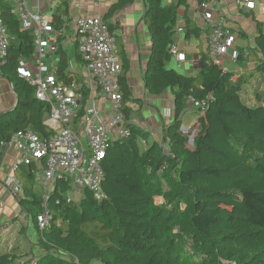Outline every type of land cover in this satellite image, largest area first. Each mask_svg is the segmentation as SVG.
<instances>
[{
    "label": "trees",
    "instance_id": "obj_1",
    "mask_svg": "<svg viewBox=\"0 0 264 264\" xmlns=\"http://www.w3.org/2000/svg\"><path fill=\"white\" fill-rule=\"evenodd\" d=\"M131 1L119 0L104 17L112 32L108 19ZM186 3L145 0L144 23L152 42L143 75L146 92L151 96L167 90L174 93V119L164 132L167 149L131 124L130 136L115 142L104 161L105 198L97 200L86 190L77 204L66 197L67 183H59L60 192L56 190L49 202L50 226L44 231L37 227L43 191L35 187L32 168L18 166L14 172L23 189L19 205L35 227L37 240L23 246L18 240L0 253V264H16L38 251L36 264H264V32L255 38L248 69L226 71L200 52L197 75L180 74L167 64L173 60L170 49L177 12ZM14 8L12 1L0 0L10 37L0 73L18 98L15 107L0 112V163L2 142H10L16 133L30 130L41 138L50 135L43 125L50 105L36 100L34 89L17 75L21 60H29L35 52V36L22 29ZM68 15L64 2L53 15L57 30L64 28L63 18ZM192 35L200 37V30L187 21L186 37ZM57 51V80L82 83V78L67 71L63 48ZM238 60H244L243 52ZM124 64L120 84L129 121L126 59ZM252 85L257 101L253 105L246 100ZM209 94L215 101L202 118L191 148L181 132L182 114L189 98L204 100ZM142 140L147 141L146 148ZM26 231L22 225L20 236Z\"/></svg>",
    "mask_w": 264,
    "mask_h": 264
},
{
    "label": "built area",
    "instance_id": "obj_2",
    "mask_svg": "<svg viewBox=\"0 0 264 264\" xmlns=\"http://www.w3.org/2000/svg\"><path fill=\"white\" fill-rule=\"evenodd\" d=\"M8 1L15 4L12 12L19 17L22 29L33 32L35 36V52L29 60H21L17 75L34 89L36 100L50 105L49 116L43 122L50 135L41 138L30 130L16 133L10 142H2V161L9 149H13L18 154L14 170L18 166L32 168L34 182L43 189L37 227L44 231L50 226L49 202L56 190L60 192L59 183L69 186L66 195L75 187H81L83 192L93 193L97 200L105 198L102 189L104 161L112 145L127 139L131 132V123L124 114L120 84L123 67L118 59L116 36L104 18L100 15L80 18L75 22V30L78 54L85 71L83 82H59L55 76L57 67L47 63L51 35L57 33L52 21L54 10L46 14L39 6L30 8L27 0ZM37 1L41 4V0ZM219 1L211 0L216 4ZM236 4L241 10L250 12L260 7L264 13V0H236ZM209 6V2L201 4L204 10ZM204 17L212 24L207 57L221 64L229 59L235 35L226 27L223 17L215 21L207 15ZM178 32H183V29L178 28ZM9 44L10 37L0 11V66L7 61ZM170 54L179 63L187 61L186 52L176 46H172ZM249 54V50L243 52L245 62H248ZM239 57L240 53L236 51L230 56L233 61H238ZM2 79L0 73V82ZM10 86L14 90L13 85ZM214 101L212 94L204 100L190 98L192 107L201 115L210 110ZM183 132L188 134L189 130ZM141 145L146 148L148 143L142 140ZM1 185L20 201L23 189L15 175L9 176Z\"/></svg>",
    "mask_w": 264,
    "mask_h": 264
},
{
    "label": "crops",
    "instance_id": "obj_3",
    "mask_svg": "<svg viewBox=\"0 0 264 264\" xmlns=\"http://www.w3.org/2000/svg\"><path fill=\"white\" fill-rule=\"evenodd\" d=\"M118 1L119 0H41L40 4L37 0H27V4L30 8L35 9L39 6L46 14H50L51 10H54L55 13L59 5L64 2L68 3L69 15L68 17L63 18L65 20L63 29H56L54 18L52 16L53 27L57 33L51 35V52L47 60L49 66L57 67L59 63L57 50L58 47L61 46L67 55V71H70L77 77L83 79L85 71L81 64V60L79 59L75 22L80 18L95 17L99 15L104 18L108 15L112 6ZM173 1L174 0H164V3L166 5H171ZM204 2L210 3L207 10L201 8L199 0H187V3L178 9V25L176 28L177 32L174 35V46L186 52L187 61L179 63L174 58L173 60L188 72L193 71L192 74L187 76L197 75L199 69V54L200 52L207 53L208 41L212 33V24L204 17V15H207L210 17L211 21L223 17L225 19L226 27L235 35V42L230 50L228 56L229 59L226 58L225 62H221L220 65H222L226 71L248 69L250 62H245V60L233 61L230 56L234 51L241 53L246 50L251 52L256 49L255 38L260 31L264 32V28L262 27L264 13L261 11L260 7H257L253 12L241 10L236 4V0H220L217 4L211 2V0H204ZM145 13V0H132L122 10H119L115 15L110 17L108 22L114 26L113 33L118 36L117 48L118 51H121V54L118 53V59L123 66L125 65L124 60L126 59L127 64L129 65V69L125 73L126 81L131 91V100L127 106L128 108L131 107L132 100L139 101L134 98V96H136L137 93V85H140L142 86L140 89L144 91V102L148 109L145 114L149 113L145 119L147 126L137 123L136 120H134L136 124L133 123L131 120L132 118H129V122L147 133L150 141H158L167 149L164 132L165 127L174 119V93L171 90H167L160 96L150 95L151 100L146 99L149 94L146 92L143 75L150 58L152 42L148 28L144 23ZM187 21L193 22L195 26L199 28L200 37H195L194 35L189 38L186 37ZM178 28H182L183 32L179 33ZM10 84V81L4 78L0 82V98L3 96L5 97L3 101L0 100V112L10 110L17 104L18 98ZM169 92L170 94H168ZM140 104L141 103H138L136 105L134 103V108H137ZM192 114L200 113L192 107L189 98L188 102H186L185 112L182 114L181 118V132L184 135H186L187 132H183V130H189V132L193 131L194 133L198 130L197 126L201 128V121L204 115H200L201 118L192 121ZM17 156L18 154L16 151L9 149L2 161L0 173H11L14 169ZM4 190V192L0 193V241L4 235V230H6L7 227H14L17 222H21V227L22 225H25L27 229L22 241L35 244L37 240L35 227L31 224H27V221L24 222L25 220L22 218V209L19 203V206L17 204V206H14L9 191L6 188H4ZM6 195L8 196L6 197ZM4 201H7V204H10V209L5 203H3ZM18 235L20 236L19 233ZM39 254L40 252L38 251L36 256Z\"/></svg>",
    "mask_w": 264,
    "mask_h": 264
},
{
    "label": "rangeland",
    "instance_id": "obj_4",
    "mask_svg": "<svg viewBox=\"0 0 264 264\" xmlns=\"http://www.w3.org/2000/svg\"><path fill=\"white\" fill-rule=\"evenodd\" d=\"M191 51V50H189ZM48 63V62H47ZM167 68H172L174 69L176 72L180 73V74H183V75H189V74H192L193 71L191 72H188L186 69H184L181 65H178L174 60H172L171 62H169L167 64ZM140 85H137V93H136V96H134V98L138 99L139 101H134L132 100V105L131 107H129L130 109V118H132V122L136 124L137 123H140L141 125L144 124L145 126H147V122H146V117L149 115V113H146L145 112L148 110L146 108V105H145V102H144V91L140 89ZM254 88L255 86L252 85L250 87V89H248L247 91V97H246V100H247V103L248 104H256L257 101L255 99V96L253 94L254 92ZM170 94V92L168 93ZM5 97H1L0 100L3 101ZM147 100H151V96L150 95H147L146 97ZM188 102V100H187ZM134 103L137 105L138 103H141L139 106H137V108H134ZM147 103V102H146ZM201 114H192L191 116L193 117L192 118V121H196L198 120V118H201L200 116ZM134 120H136V122H134ZM198 130H199V126H197ZM198 130L197 132H194L193 131H190L188 132L187 135V138H188V145L189 147H193L194 144H192L191 142L194 141V138L197 136L198 134ZM15 175V172H14V169L12 170L11 173H6V172H1L0 173V182L1 183H4L7 179L8 176H14ZM35 187L39 190V191H43L42 187L39 186L37 183H35ZM4 188L2 187V185H0V193L4 192ZM12 198V201L14 202V206H17L19 201H17L11 194H9ZM82 195H83V189L81 187H75L73 190H71L67 195L66 197L67 198H70L72 199L73 202L75 203H79L82 199ZM8 195H6L7 197ZM3 203L6 204V206L10 209V204H7L8 202L7 201H4ZM156 203L157 204H161L162 203V199L161 198H157L156 199ZM17 204V205H16ZM19 206V205H18ZM22 214V218L23 220H25L24 222L27 221V224H30L29 223V218L27 215H25V213L23 214V212L21 213ZM14 224V223H13ZM19 229H21V222H17L16 225L13 227H7L6 230H4V235L2 236L1 238V241H0V253H3L4 251H8L10 249H12L14 247V245H17V241L18 239L20 240V243L23 245H26L27 242H23L22 240L24 239L23 236H19L18 233H19ZM37 256L36 255H33V256H27V257H22L21 259H19L17 261L16 264H36V258ZM95 264H101L99 262H96Z\"/></svg>",
    "mask_w": 264,
    "mask_h": 264
},
{
    "label": "water",
    "instance_id": "obj_5",
    "mask_svg": "<svg viewBox=\"0 0 264 264\" xmlns=\"http://www.w3.org/2000/svg\"><path fill=\"white\" fill-rule=\"evenodd\" d=\"M191 143L193 144V141Z\"/></svg>",
    "mask_w": 264,
    "mask_h": 264
}]
</instances>
